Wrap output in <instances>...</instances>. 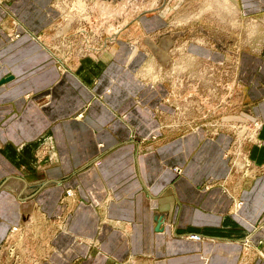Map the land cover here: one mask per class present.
Returning <instances> with one entry per match:
<instances>
[{"label":"crops","instance_id":"crops-1","mask_svg":"<svg viewBox=\"0 0 264 264\" xmlns=\"http://www.w3.org/2000/svg\"><path fill=\"white\" fill-rule=\"evenodd\" d=\"M160 1L65 54L54 0L0 2V246L41 230L53 264H264V0H230L228 28L205 11L203 41ZM226 88L263 124L249 173L231 157L241 120L205 112Z\"/></svg>","mask_w":264,"mask_h":264},{"label":"rangeland","instance_id":"rangeland-1","mask_svg":"<svg viewBox=\"0 0 264 264\" xmlns=\"http://www.w3.org/2000/svg\"><path fill=\"white\" fill-rule=\"evenodd\" d=\"M158 1L159 0H54V6L60 10L61 17L52 27L51 32L54 33L56 38V40H53L52 45L60 54L71 52V50L95 51L105 45L106 42L110 43L117 34L116 32L123 28V25L138 18L137 13L140 11H156V9H158ZM185 1L186 0H181L177 8L173 5L171 9L170 0H161L159 9L165 11V13L171 12V18L175 19L178 17L175 21L176 24H185L196 19L194 23H189L187 27L189 30L188 34L192 37L194 36V38H198L201 41H203L202 38H205V27H207V24L201 22V18L205 17V11L211 14L208 17L214 16V18L224 19L226 17L232 19L231 23H223L221 26H226L228 28L235 24L234 7L231 5L230 0H225L224 6L219 0H191V2L188 1V3ZM0 2L9 4V0H0ZM219 5L220 7L217 8ZM218 13L221 15H218ZM215 27H218V24H215ZM229 31L233 32L234 28H231ZM237 32H239V30ZM176 48L180 49L177 50V54L175 57L173 56V58H176L177 62L180 61L183 68L186 69L184 65L196 63V61H194L195 58L187 56V54L185 55L184 48L180 46ZM180 53L183 54L180 55ZM185 56L187 57L185 58ZM69 57L70 56L66 55L63 59ZM152 65L149 67H153ZM149 67L144 73L145 78L150 74ZM218 75L219 73L217 71L206 72L205 79L209 78L210 80H215ZM225 76L228 81L232 78V73L226 72ZM209 91L210 96H214L216 92H218V89L210 87ZM225 91L227 93L225 111L222 109L221 105H218V100L216 99V103H209L207 107H205V112H210L211 115L220 113L221 116L224 115L226 117L236 115L238 118L237 120H241L243 126L241 128L242 134H239L238 130L233 127L236 123L230 125V130L232 129V132L235 133L234 142L236 144L234 152H231V157L235 160L238 158L239 162H241V166L244 165L245 167L243 171L249 173L248 170L252 167V163L249 160L250 156L248 153L243 150V146L246 144L249 145V143L261 145L262 139L260 131L263 124L260 119H250L251 107H249L247 100L248 92L244 88L241 92V103L236 106H233V103L229 101L232 99L229 94L231 93L232 95V88H226ZM246 128L248 132L252 131L251 135L248 134V132L244 133ZM239 165L240 163H238V166ZM174 170L177 173H181L179 167H174ZM12 230V233L21 231L20 227H13ZM195 235L198 239L195 238ZM202 236L203 235L200 233H192L191 235V237L196 240H200ZM16 239L17 240H14V238L8 239V241H5L0 246V264H53L49 263L52 262L51 257H53V255L49 256L47 254L50 249L42 246L41 230L37 232H26L24 235L22 234V236L17 234ZM54 264L73 263H65L64 261L63 263H57L55 261Z\"/></svg>","mask_w":264,"mask_h":264},{"label":"built area","instance_id":"built-area-1","mask_svg":"<svg viewBox=\"0 0 264 264\" xmlns=\"http://www.w3.org/2000/svg\"><path fill=\"white\" fill-rule=\"evenodd\" d=\"M233 127H234L236 130H238L239 134H242V133H241V130H242L241 128H242L243 126H242L241 123H239V124L236 123L235 126H233ZM247 130H248V129L246 128L245 131H244V133H245V132H248ZM251 132H252V131H249L248 134L251 135ZM253 133H254V131H253ZM239 203L242 204V201H240ZM195 237H197V236L195 235Z\"/></svg>","mask_w":264,"mask_h":264},{"label":"bare ground","instance_id":"bare-ground-1","mask_svg":"<svg viewBox=\"0 0 264 264\" xmlns=\"http://www.w3.org/2000/svg\"><path fill=\"white\" fill-rule=\"evenodd\" d=\"M195 238H197V237H195ZM198 239V238H197Z\"/></svg>","mask_w":264,"mask_h":264}]
</instances>
